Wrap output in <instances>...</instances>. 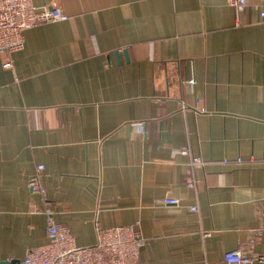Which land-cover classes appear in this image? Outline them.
<instances>
[{
	"label": "crops",
	"instance_id": "obj_1",
	"mask_svg": "<svg viewBox=\"0 0 264 264\" xmlns=\"http://www.w3.org/2000/svg\"><path fill=\"white\" fill-rule=\"evenodd\" d=\"M31 2L67 18L0 55V264L47 242V207L77 246L136 224V264H220L259 229L263 252L264 0Z\"/></svg>",
	"mask_w": 264,
	"mask_h": 264
},
{
	"label": "built area",
	"instance_id": "obj_2",
	"mask_svg": "<svg viewBox=\"0 0 264 264\" xmlns=\"http://www.w3.org/2000/svg\"><path fill=\"white\" fill-rule=\"evenodd\" d=\"M224 1L238 14L244 10L246 4V0ZM261 16L264 17V12ZM66 18L60 9L36 7L31 0H0V55L21 51L26 30L42 24L60 22ZM3 66L10 67L11 63L7 61ZM195 108L204 112L198 100ZM136 125L142 128L143 122ZM182 153L187 154V151L183 149ZM201 164L199 158H192V165ZM28 187L32 194L44 196L38 173L29 177ZM163 203L177 206L178 200L165 198ZM190 210L195 211V208ZM44 216L47 242L29 249L20 264H136L139 251L144 245V238L136 230L135 224L97 228L96 241L93 244L77 246L68 228L54 220L50 207L44 210ZM260 231L253 230V236L245 244L224 253L220 264H264V249L261 253H248L245 250V245H252Z\"/></svg>",
	"mask_w": 264,
	"mask_h": 264
}]
</instances>
